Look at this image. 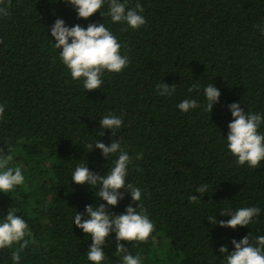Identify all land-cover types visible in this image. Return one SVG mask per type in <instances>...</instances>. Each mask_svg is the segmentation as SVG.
I'll return each mask as SVG.
<instances>
[{"label": "trees", "instance_id": "trees-1", "mask_svg": "<svg viewBox=\"0 0 264 264\" xmlns=\"http://www.w3.org/2000/svg\"><path fill=\"white\" fill-rule=\"evenodd\" d=\"M137 2L146 24L133 30L99 10L78 19L62 0H0L9 12L0 17V150L13 155L10 166L25 176L24 185L0 193V217L14 207L28 224L22 240L0 249V264H13V251L17 264H90V236L72 226V218L85 204L103 201L87 184H73L70 173L82 160L100 175L111 166L98 149L84 148L96 139L110 143L111 130L99 136L100 116L108 113L123 114L113 139L133 158L126 179L142 189L141 203L154 225L146 241L121 242L140 254L141 264H222L220 246L232 251V238L264 235V161L256 168L237 165L223 139L229 103L264 114V35L258 29L264 0H129L127 6ZM56 18L69 26L104 22L129 64L120 73L106 72L102 89L84 90L49 41ZM159 81L175 84L174 94L158 96ZM208 83L221 93L210 113L202 106L177 109L186 98L202 102ZM201 183L209 192L189 203ZM129 201L125 194L109 210L121 213ZM241 206L261 208L249 228L209 224V216L227 219L219 212ZM113 237L104 246L112 261Z\"/></svg>", "mask_w": 264, "mask_h": 264}, {"label": "clouds", "instance_id": "clouds-1", "mask_svg": "<svg viewBox=\"0 0 264 264\" xmlns=\"http://www.w3.org/2000/svg\"><path fill=\"white\" fill-rule=\"evenodd\" d=\"M70 5L78 19H87L98 10L100 15H107L112 23H122L133 30L146 24L142 15L143 7L137 2L135 7H128L129 0H62ZM107 5V12H101L103 5ZM9 15L6 6H0V17ZM264 35V25L258 26ZM49 39L55 49L59 61L66 67L70 77L78 80L84 90L102 89L103 76L107 73H120L129 64V57L122 54L121 43L117 37L103 23H88L67 25L62 18H56L49 28ZM57 49L59 51L57 52ZM199 89V86H197ZM156 94L160 97H170L176 91L175 84L168 85L159 81L155 84ZM192 89L189 88V92ZM204 97L202 102L195 98L181 100L177 109L187 113L192 109L203 107L210 113L214 105L219 103L220 90L208 83L202 88ZM231 119L227 124V134L223 137L228 154L235 158L237 165H246L256 168L264 161V114L246 111L240 103L232 102L227 106ZM4 112V105L0 104V114ZM99 136L104 135V130H111V141L105 144L98 139L86 142L84 148L87 152L98 149L102 157L111 160V166L103 175L89 169L87 161L75 165L71 170V182L75 185L87 184L94 191L97 198L95 204H85L82 212L76 211L72 218V226L90 236L91 243L87 246L85 256L90 264H103L105 261L104 246L106 241L114 234L115 255L119 257V264H141L142 257L139 253L133 255L124 242L146 241L153 232L154 225L142 206V189L127 181L129 166L133 158L129 155L120 139H113L115 133L123 126V114L117 116L113 113L100 116ZM142 154L137 153L136 160ZM13 155L5 154L0 150V193H10L17 186L24 185L25 176L19 166L12 165ZM139 171V168L136 169ZM209 192V185L201 183L195 187L188 196L189 203H197ZM194 193H198L195 195ZM130 198L129 204L123 212L113 213L114 208L125 198ZM261 214L257 206H241L225 208L219 212L220 216L227 219L218 220L216 215L207 219L210 225L236 230L237 226L248 227L255 222ZM28 231L25 219L17 214V209L10 207L7 214L0 217V249L11 248L16 242L22 240ZM259 232V230H257ZM232 251L227 245H222L219 252L222 254V264H264V235L248 233L237 240L230 241ZM135 246V245H133ZM13 264H17L20 257L16 251L11 252Z\"/></svg>", "mask_w": 264, "mask_h": 264}, {"label": "rangeland", "instance_id": "rangeland-1", "mask_svg": "<svg viewBox=\"0 0 264 264\" xmlns=\"http://www.w3.org/2000/svg\"><path fill=\"white\" fill-rule=\"evenodd\" d=\"M106 249V248H105ZM104 249V252H105V261L103 262V264H119V258H115L114 261L111 260V255H109V252H108V249L105 250ZM169 252V251H168ZM175 254V253H174ZM173 254V257H176L175 255ZM179 258V257H178ZM174 259V258H173ZM171 263H173V260L171 261Z\"/></svg>", "mask_w": 264, "mask_h": 264}]
</instances>
